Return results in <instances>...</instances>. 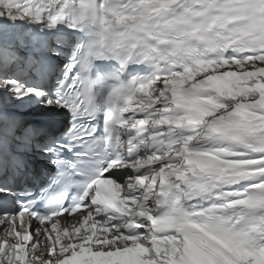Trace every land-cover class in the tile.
<instances>
[{
  "label": "snow or ice",
  "instance_id": "obj_1",
  "mask_svg": "<svg viewBox=\"0 0 264 264\" xmlns=\"http://www.w3.org/2000/svg\"><path fill=\"white\" fill-rule=\"evenodd\" d=\"M0 264H264V0H0Z\"/></svg>",
  "mask_w": 264,
  "mask_h": 264
}]
</instances>
